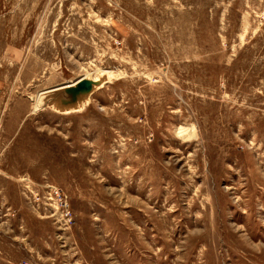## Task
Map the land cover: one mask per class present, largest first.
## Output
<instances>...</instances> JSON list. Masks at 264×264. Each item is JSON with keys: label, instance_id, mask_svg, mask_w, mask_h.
I'll list each match as a JSON object with an SVG mask.
<instances>
[{"label": "rangeland", "instance_id": "obj_1", "mask_svg": "<svg viewBox=\"0 0 264 264\" xmlns=\"http://www.w3.org/2000/svg\"><path fill=\"white\" fill-rule=\"evenodd\" d=\"M0 264H264V0H0Z\"/></svg>", "mask_w": 264, "mask_h": 264}, {"label": "bare ground", "instance_id": "obj_2", "mask_svg": "<svg viewBox=\"0 0 264 264\" xmlns=\"http://www.w3.org/2000/svg\"><path fill=\"white\" fill-rule=\"evenodd\" d=\"M103 73L105 74L104 76H102V77H100V76H89V75H83V77L84 78H91V79H93V80H96V81H98L99 83H97V84H95L94 86H93V89H92V91L93 90H95L96 88H98V86H100L104 81H106L107 80V78L109 79V78H113V77H116V75L112 72V71H110V70H105V71H103ZM77 80H79V78L78 79H76V80H74V81H71V82H69L68 84H70V83H75ZM67 84V83H66ZM59 90V91H58ZM61 90H63V88L62 87H57V88H55V89H53V90H50L51 92H53L54 94H56L55 95V98H53L52 100H51V104L52 105H54V107L57 109V110H69V109H80V108H82L83 106H84V104L87 102V98L90 96V94L92 93V91L91 92H89V93H86V94H82V95H80L79 97H78V99L75 101V102H73V103H70V104H60L59 103V95H60V91ZM46 92V91H45ZM48 92V91H47ZM42 98V97H41ZM39 102V97H38V99H36L35 100V102ZM37 102H36V104H37Z\"/></svg>", "mask_w": 264, "mask_h": 264}, {"label": "water", "instance_id": "obj_3", "mask_svg": "<svg viewBox=\"0 0 264 264\" xmlns=\"http://www.w3.org/2000/svg\"><path fill=\"white\" fill-rule=\"evenodd\" d=\"M97 83L99 82L91 78L80 77L75 83L60 85L63 90L60 91L59 103L70 104L75 102L80 95L91 92Z\"/></svg>", "mask_w": 264, "mask_h": 264}, {"label": "built area", "instance_id": "obj_4", "mask_svg": "<svg viewBox=\"0 0 264 264\" xmlns=\"http://www.w3.org/2000/svg\"><path fill=\"white\" fill-rule=\"evenodd\" d=\"M49 191L50 195L54 193L52 196H54L59 201L60 205L62 206V209L64 210V199L60 190L55 188L54 186H50ZM65 213L68 214V210L65 209Z\"/></svg>", "mask_w": 264, "mask_h": 264}]
</instances>
